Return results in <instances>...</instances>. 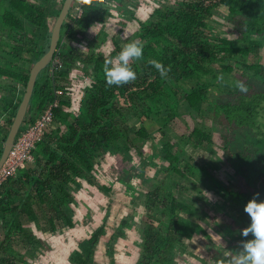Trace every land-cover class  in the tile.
<instances>
[{
  "label": "trees",
  "instance_id": "16d2710c",
  "mask_svg": "<svg viewBox=\"0 0 264 264\" xmlns=\"http://www.w3.org/2000/svg\"><path fill=\"white\" fill-rule=\"evenodd\" d=\"M64 1L0 0V26L8 35V39L0 37V79L15 82L6 87L10 96L0 108V114H6V126L13 122L33 64L49 48L52 28ZM110 1L124 4L120 7L122 12H127L131 3L73 2L58 49L36 80L21 129L35 122L51 104H58L53 108L52 122L33 151L34 162L22 163L15 175L0 186V264H28V254L34 258L37 255L30 247L39 241L26 223H34L44 232L74 227L67 209L75 201L72 190H80L82 180L104 192L110 190L98 184L97 168L107 164L103 160L107 153L118 162L122 155L129 159V146L139 147L140 141L152 135L149 127L156 119L164 126L177 117L175 84L193 83L182 97L195 112L209 107L205 112L212 120V131L218 133L234 170L232 189L215 181L222 195L239 207L232 218L233 227L249 225L244 206L254 194L264 200V63L259 60L264 42V0H179L176 6L156 7L149 19L140 21L134 33L143 45L140 62L129 61L136 79L120 86L106 84L104 61L115 59L123 47L116 41L110 53H103L100 48L104 40L92 31L111 15L106 7ZM217 13L232 24L229 32L235 34L234 38L211 36L210 21ZM25 24L30 26L31 35L22 33L16 37L13 32L26 29ZM79 43H85L86 48ZM153 60L169 69L165 78L150 63ZM79 69L86 74L91 72L93 80L85 87L79 112H73L66 109L72 103L67 82L71 72ZM218 80L223 82L219 84ZM238 82L247 91H240ZM18 85L23 86V91L19 102L14 103ZM59 88L64 93L56 94L55 89ZM127 111L141 118L138 129L126 122ZM188 140L195 146L213 144L210 131L203 128L194 129ZM176 147L166 142L157 155H163L162 162L168 161L164 169L167 175L175 172L186 177L187 171L198 168L185 160V165H181L175 149H182ZM203 171L209 174L207 168ZM132 176L122 167L120 179L129 183ZM242 181L246 188L241 186ZM146 208L142 255L137 264H174L171 253L177 248L185 249L186 241L201 230L200 225L183 215L194 212V208L163 184L146 193ZM122 225L127 224L123 221ZM104 235L103 226L92 232L73 252L71 263L97 264L96 246Z\"/></svg>",
  "mask_w": 264,
  "mask_h": 264
},
{
  "label": "rangeland",
  "instance_id": "374dc122",
  "mask_svg": "<svg viewBox=\"0 0 264 264\" xmlns=\"http://www.w3.org/2000/svg\"><path fill=\"white\" fill-rule=\"evenodd\" d=\"M178 1L130 0L127 12L120 10L124 4H120L119 1L108 2L106 7L111 15L104 24H98L92 28L94 35L97 34L104 40L101 51L105 54L110 53L116 41L124 47L128 42L136 40L134 33L138 30L140 21L149 19L156 7L176 6ZM25 25L26 29L21 32L19 29L13 34L16 37H20L22 33L30 36V26ZM231 26L232 24L225 19L223 14L217 13L210 21V34L215 38L218 36L234 38L235 34L229 32ZM0 37L8 39L7 33L1 26ZM97 41L100 40L97 39ZM78 45L83 49L86 48L85 43ZM259 58L260 62L264 63V42L259 50ZM134 61L140 62V59ZM50 69L49 73H51ZM236 72L239 70L236 69ZM71 73L70 80L67 82V90L70 97H75V101L66 109L79 112L85 87L93 80L92 74L91 72L83 73L80 69L73 70ZM222 82L218 80L219 84ZM13 83L15 85V82L9 78L0 79V108L2 102L10 96L5 91L6 87ZM190 84L193 85V83L173 85L179 100V114L164 126H161L159 119H156L152 127H149L152 135L140 141L139 147L129 146V159L122 155L121 162H118L113 154L105 155L106 159L103 160L107 164L97 168L95 177L98 184L110 187L109 191L104 192L93 183L91 187H87V180L81 181L83 187L80 190H72L75 201L67 212L70 214L74 227L63 226L57 232H44L39 228L37 231L34 225H29L30 222L26 223L34 231L33 233L38 234L36 238L39 241L30 247L31 252L33 250V253L37 255L34 258L28 254L26 259L28 264H72L70 258L73 252L79 249V244L89 239L92 232L101 226L105 228V235L96 246L97 264H137L142 255V232L147 222L146 193L157 184L171 188L179 200L192 206L194 212L183 215L201 227L192 239L186 241L185 249L177 248L171 253L174 264H227V258L223 254L225 248L236 249L244 239H247L240 235V231L248 225L240 229L233 227L232 218L234 214L237 215L239 207L233 203L232 199L222 195V189L218 188L215 181L232 189L235 184L234 170L219 140L218 133L212 131V120L205 112L209 107L205 106V111L201 113L195 112L182 97L183 91L188 89ZM22 91L23 86L18 85L14 103L19 102ZM127 114L126 122L138 129L142 125L141 118L130 111H127ZM5 117L6 114H0V148L9 128L4 124ZM196 128L209 130L213 144L195 146L193 141L188 140L190 133ZM166 142H171L182 149L181 152L175 149L181 165H185V160L198 169L195 172L187 171L186 177L175 172L172 176L167 175L164 169L168 166V161L162 162L160 158L163 155H157ZM122 167L128 169V172L133 175L127 181L129 183L119 178L122 174ZM203 168H207L209 174L204 172ZM241 186L247 187L243 181ZM123 221L127 225H122ZM211 226L213 233L222 234V246L212 243L209 234Z\"/></svg>",
  "mask_w": 264,
  "mask_h": 264
},
{
  "label": "clouds",
  "instance_id": "9594fccd",
  "mask_svg": "<svg viewBox=\"0 0 264 264\" xmlns=\"http://www.w3.org/2000/svg\"><path fill=\"white\" fill-rule=\"evenodd\" d=\"M143 55V45L138 40H133L124 45L115 59L109 57L104 61L105 82L107 85L120 86L136 79V73L129 64L130 60H138ZM161 78H165L169 69L161 62L150 61ZM240 91H247V87L238 82ZM258 193L253 195L244 206V212L248 215L250 223L240 231L242 237H246L236 249L224 250L227 264H264V200L257 199ZM209 234L213 244L222 246L223 237L220 233H213L212 226ZM250 237V238H248Z\"/></svg>",
  "mask_w": 264,
  "mask_h": 264
},
{
  "label": "water",
  "instance_id": "95a60500",
  "mask_svg": "<svg viewBox=\"0 0 264 264\" xmlns=\"http://www.w3.org/2000/svg\"><path fill=\"white\" fill-rule=\"evenodd\" d=\"M75 0H65L60 12L58 14V17L54 23V26L52 28L51 32V38L49 43V48L46 51L45 54H43L32 66L30 70V76L29 80L26 86V89L24 91L22 100L20 101V104L18 106L16 115L13 119V122L9 125V128L7 130V133L5 135V138L3 140L1 153H0V167L5 161L13 143H15V139L20 132L24 120L27 117L31 98L33 95L34 87L36 84V80L40 74V72L47 67V65L51 62V60L54 57V54L56 53L59 41L61 39V32L63 28V24L65 20L67 19L68 14L70 13L72 4Z\"/></svg>",
  "mask_w": 264,
  "mask_h": 264
},
{
  "label": "built area",
  "instance_id": "2783aa9c",
  "mask_svg": "<svg viewBox=\"0 0 264 264\" xmlns=\"http://www.w3.org/2000/svg\"><path fill=\"white\" fill-rule=\"evenodd\" d=\"M54 65V62L52 63ZM51 64L52 68L53 65ZM56 94L64 90L55 89ZM58 103L54 102L47 107L32 124H28L18 133L5 161L0 167V186L15 175L18 167L24 162L34 161L33 151L37 142L43 137L46 126L53 120V108Z\"/></svg>",
  "mask_w": 264,
  "mask_h": 264
},
{
  "label": "crops",
  "instance_id": "0c3cea01",
  "mask_svg": "<svg viewBox=\"0 0 264 264\" xmlns=\"http://www.w3.org/2000/svg\"><path fill=\"white\" fill-rule=\"evenodd\" d=\"M71 98H72V101H71V102H74V101H75V97H71ZM0 132H1V130H0ZM87 187H91L89 183H88V186H87ZM93 220H94V219H93ZM30 224H31V225H34V227H35L36 230L38 231V229H37V227H36V226H37L36 224H34V223H29V225H30ZM26 226H27V224H26ZM27 227L29 228V226H27ZM38 228L40 229L41 227H38ZM29 230L32 231L30 228H29ZM32 232H34V231H32ZM34 235H35L36 237H38V236H37L38 234L34 233Z\"/></svg>",
  "mask_w": 264,
  "mask_h": 264
}]
</instances>
